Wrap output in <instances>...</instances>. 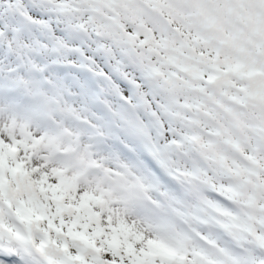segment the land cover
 Returning <instances> with one entry per match:
<instances>
[{"label": "snow or ice", "instance_id": "6c2138e0", "mask_svg": "<svg viewBox=\"0 0 264 264\" xmlns=\"http://www.w3.org/2000/svg\"><path fill=\"white\" fill-rule=\"evenodd\" d=\"M0 264H264V0H0Z\"/></svg>", "mask_w": 264, "mask_h": 264}]
</instances>
